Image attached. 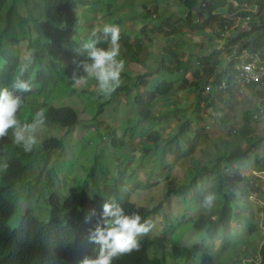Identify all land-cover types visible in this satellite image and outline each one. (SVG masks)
I'll return each instance as SVG.
<instances>
[{
  "label": "rangeland",
  "instance_id": "obj_1",
  "mask_svg": "<svg viewBox=\"0 0 264 264\" xmlns=\"http://www.w3.org/2000/svg\"><path fill=\"white\" fill-rule=\"evenodd\" d=\"M86 1L87 4L78 3L72 11L75 32L66 36L71 46L58 36L61 32L52 23L46 25V30L57 35L59 42L63 46L66 44V50L74 51L88 39L85 36L88 32L99 30L104 24L118 25V58L123 60L118 87L129 86L133 88L132 92L119 90L118 96H113L114 89L110 94H99L94 78L80 86L76 80L56 71L53 68V59L56 58L52 55L44 52L34 59L29 50L30 41L38 51L43 42L34 21L31 34L24 28L19 29V25L11 31L0 32L2 46L9 33L17 34L19 43L15 54L18 63H27L25 71H30L33 78V89L26 96V103L17 114L18 119L30 122L37 109L42 108L46 114L50 105L69 106L78 117L76 123L68 127L45 121L38 129V141L55 136L62 142L60 146L47 149L48 153L41 151L45 149L40 142L33 146L38 150L29 154L27 170L7 193L8 199L14 203L8 226L15 227L26 210L46 220L50 192L64 200L70 193H79L84 187L88 193L85 205L92 204L90 192H94V178L98 179L99 174L95 168L97 160L106 171V179L100 182L97 191L110 193L120 200L121 197L127 198L148 209L156 207V212L146 218L151 227L137 239H153L155 242L149 255L157 257L162 264H198V254H194L191 260L176 261L170 257L171 241L187 247L199 242L207 243L216 264H249L251 259H258L257 249L264 241V117L254 118L253 114L259 107L264 109V85L242 90L227 86L221 92L222 100H216L217 108L213 109L203 98L206 94L190 81L194 79L193 71L199 68L196 57L208 55L214 49L222 50L217 55L219 69L228 68V63L237 55L236 45L226 46L227 37L248 29L249 19H256L258 24L259 1L263 3L260 14L264 18V0H222V5L214 9L216 17L209 19V25L204 23L207 14L201 5L197 6L198 14L185 18L188 9L182 0ZM0 3V30L11 7L16 14H27L22 0H0ZM91 3L92 6L89 5ZM240 11L246 12L244 17ZM14 16L17 15H13V21ZM222 17L231 19L232 24L226 23L223 31L219 32ZM165 18L169 21H164ZM156 25H161L169 36L153 31ZM256 30L262 32L260 28ZM62 33L65 34L64 31ZM259 52L250 54L243 50L239 63L246 61L247 57L250 59V55L252 60L261 58ZM59 53L58 59L64 60V52L61 50ZM178 59L186 63V68L177 67ZM0 64L3 65L4 61L0 60ZM38 70L43 72L40 81L36 78ZM141 77L147 81L145 86L139 81ZM164 79L173 81L169 95L153 100L154 119H142L138 114L142 106L134 101L133 96L155 88ZM134 83L139 86L133 87ZM165 112L167 116L163 117ZM185 119L191 122L186 135H192L195 129H200L205 135L189 154H185V138L179 141L182 149L176 148L174 143L171 146L166 144L177 124ZM245 123L251 131L250 139L240 131ZM153 128L161 132L156 143L146 138ZM10 135L13 143L20 146L14 142L13 130H10ZM237 146L242 148L245 157L240 162L220 158L218 165L228 177L223 186L226 193L216 194L211 208L216 209L225 199L229 201L232 209L229 228L224 233L216 228L210 235L192 224L200 213L207 211L201 207V200L214 185V176H208L201 166L211 167L217 154H228ZM8 153L9 146L0 158V165L6 164L9 156L14 155V152ZM16 154L14 157L20 156ZM4 169L0 167V174ZM195 173L199 175L198 181H194L189 191L168 193L170 188L190 181ZM94 198L97 204L103 199L102 196ZM86 210L84 206L71 211L61 210V222L68 218L84 220Z\"/></svg>",
  "mask_w": 264,
  "mask_h": 264
},
{
  "label": "trees",
  "instance_id": "obj_2",
  "mask_svg": "<svg viewBox=\"0 0 264 264\" xmlns=\"http://www.w3.org/2000/svg\"><path fill=\"white\" fill-rule=\"evenodd\" d=\"M27 7V14L20 15L16 14V10L11 7L7 16H4L3 27L0 32H8L13 29L15 25H19V29L24 28L29 34L33 31L31 30L32 22L34 21L38 31L42 35L43 42L42 48L38 51L32 46V42L29 43V50L31 51L32 57L37 58L40 54L44 52L52 55L56 59H53V68L56 71H60L66 78L70 80H76L77 77L83 75L82 65L88 60L86 50L77 47L76 50L68 51L67 46H71L68 34L74 33L73 24L75 21L72 15L73 9L78 3L87 4L86 0H31L30 2L22 0ZM184 6L188 9V13L185 18H190V15L198 14L196 9L200 6L205 10L207 14L204 23L209 25V19L215 18L213 13L214 9L220 7L223 3L222 0H182ZM30 4L31 7L28 5ZM262 1H259V8L262 7ZM0 3V7H1ZM90 6L93 3L89 4ZM259 12L257 13V19L259 23L257 24L256 19L248 20V29L241 30L235 36H228L226 39V46L236 45V55L228 64V68L219 69V59L217 55L222 52V50H215L208 55L196 57L199 62V68L193 71L194 76L193 81L190 84L196 86L199 91L206 94L205 98L207 100V106L213 109L217 108L216 100L221 99V92L227 87L232 86L236 89L231 81L233 79L234 73L236 72L235 63L240 60V55L243 50L248 51V53H255L260 50L261 58H264V18ZM244 11H240V14L245 16ZM13 15L15 21L12 20ZM157 17L163 20L160 15ZM164 21H169L168 18ZM52 23L55 29L61 33L59 37L64 38L66 44L63 46L57 35H53L48 29L46 30V25ZM195 22V21H194ZM232 24V20L229 18H220L219 26L220 31H223V27ZM195 25L202 26L200 23ZM29 28V30H28ZM262 29L259 32L256 29ZM153 31H160L166 33L161 25H156L152 28ZM174 30V27L171 29ZM65 32L62 33V32ZM85 35L89 38L90 34ZM97 36L101 33L96 30ZM67 36V37H66ZM217 36H221V33H217ZM247 37V38H246ZM35 39V38H34ZM37 43L38 40L35 39ZM19 43L18 36L15 32L9 33L7 41L0 45V60L4 61V64H0V88H7L13 95H20L22 98V104L26 103V94L31 93V87L27 92H23L12 87L13 81L16 78L29 80L32 84V76L30 71H24L20 73L18 68L20 67L18 63V57L15 54L16 46ZM98 47H109V42L107 39L101 40L97 44ZM62 48V49H61ZM64 52V60H59V51ZM249 58L247 57V60ZM178 68H186L183 61L177 60ZM19 65V66H18ZM40 69V67L38 68ZM43 74L42 70H38L36 73V78L38 81L41 80L40 74ZM225 80L226 85L224 87H219L221 82ZM141 85H146L147 81L139 79ZM209 84L210 88L206 92V85ZM137 83H134L135 86ZM173 86L172 80H162L155 88L148 90L146 92H137L133 96L134 101L142 106L139 109V116L142 119H154L153 112V100L156 97H166L169 95ZM126 90L127 93L132 92L131 87L121 86L117 87L114 91L113 96H118L119 90ZM101 103L99 104L100 107ZM19 107V108H20ZM19 110V109H18ZM17 110V112H18ZM167 112V111H166ZM163 113L162 116H167V113ZM45 121L59 123L62 126H71L76 123L78 117L76 112L69 106L61 107H47L45 114ZM247 120V115L244 116ZM177 129L172 134H170L166 140V144L171 146L175 144L176 148L182 149L180 145V139L184 140L183 145L186 147L185 154L192 153L194 149L202 142L205 135H202L200 129H195L192 135H186L185 132L191 128V122L188 119L183 120L180 124H177ZM160 129L153 128L146 136L150 141L157 142L160 138ZM240 131L244 133L248 139L252 138L251 131L247 126V123L240 127ZM251 136V137H250ZM61 144V140L52 136L47 138L43 143V148L46 150L50 147L58 146ZM9 146V153L12 154L16 152L19 148L11 145V141L7 134L0 136V158L4 155L6 148ZM169 150V149H168ZM49 151V150H48ZM169 151H174L170 149ZM168 151V152H169ZM184 155V154H183ZM224 156V157H222ZM44 157V156H43ZM245 157L240 146H237L230 153L224 154L219 153L214 158L215 161L212 162V166L206 167L202 165V171L206 172L208 176H214V185L210 188V192L216 194L226 193L223 191L224 182L227 180V176L224 171L219 167L218 162L220 158L225 161H235L240 162L241 159ZM30 161L25 157H12L7 160L4 172L0 176V264H81V261L86 257H94L98 251V245L90 239V235L98 224L102 225V205L105 202H112L113 199L124 208L126 212L136 211L143 219H146L148 215L156 212V207L148 209L144 206L137 205L127 198H122L121 200L116 197H112L110 193H102V191H97V186L100 182L105 181L106 171L101 167L99 162L96 160L95 168L97 169L98 179L95 180V190L90 192V200L95 202L94 197L102 196V200L97 203H92L85 205L87 202L84 187L79 191V193H70L67 198L60 200L56 193L50 192L48 197L49 202V216L46 220H42L35 216L31 210H26L19 218L18 224L15 227H10L7 224L8 219L14 212V203L11 202L7 193L11 191L13 185L19 177H21L27 170ZM92 175V172L89 176ZM94 177V174H93ZM199 175L196 173L186 183L177 186V188H170L169 192H182L185 190L189 191L191 186H194V181H198ZM101 186V185H99ZM226 196V194H225ZM84 206L86 210V216L84 220H75L68 218L65 222H61V210H74L77 207L80 209ZM90 208L92 209L90 212ZM232 209L229 201L223 200L222 204L216 209H207L204 213H200L197 218L192 222L195 228H200L212 235L216 228L219 229L220 233H224L228 230L230 224ZM253 230V228H251ZM164 239V238H163ZM162 240V239H159ZM171 241V240H170ZM138 247L130 249L127 252L120 253L112 259V264H162L161 261L155 257L149 255V250L154 244V240L151 238L137 239ZM208 244L204 242H199L193 244L192 247H187L185 245H179L175 241H171V252L169 256L174 260L179 261L181 259L191 260L194 254H198V264H216L215 259H213L211 253L208 251ZM258 259H251L249 264H264V241L259 245L257 249Z\"/></svg>",
  "mask_w": 264,
  "mask_h": 264
},
{
  "label": "clouds",
  "instance_id": "obj_3",
  "mask_svg": "<svg viewBox=\"0 0 264 264\" xmlns=\"http://www.w3.org/2000/svg\"><path fill=\"white\" fill-rule=\"evenodd\" d=\"M155 16L153 15V17ZM99 31L101 35L97 36L96 30H93L81 46L86 50L88 60L83 63L84 74L76 78V83L84 86L89 78H94L98 93L107 95L116 89L121 82L120 73L123 68V60L118 58L120 29L116 24H104ZM104 39L108 40L110 46L98 47V42ZM27 66V63H22L19 68L20 73H23ZM31 80L32 84L29 80L16 78L12 87L27 92L33 87V79ZM207 85L209 84L207 83ZM233 86L236 88L235 85ZM21 104L20 95H13L7 88H0V136L5 135L7 131L11 145L19 148L18 152L9 156V159L17 156L16 153H19L21 157L29 158L32 151L38 150L33 146L39 142L43 146L47 139L38 141L37 137V131L44 125L46 119L44 110L42 108L37 109L30 122H21L17 117L22 108V106L20 107ZM10 130H13L14 142L20 146L13 143ZM56 138L59 139V137ZM60 140L62 142L61 138ZM41 151L49 152L46 149ZM6 166V164L0 165V167ZM21 177L18 179L20 180ZM214 201L215 193L205 192L201 200V207L211 209ZM101 215L103 217L102 225L98 224L90 235V239L99 246L98 251L94 257L84 258L81 264H112V259L118 254L138 247L137 236L147 232L151 227L149 220L143 219L136 211L126 212L115 200L110 203L105 202L102 205Z\"/></svg>",
  "mask_w": 264,
  "mask_h": 264
},
{
  "label": "built area",
  "instance_id": "obj_4",
  "mask_svg": "<svg viewBox=\"0 0 264 264\" xmlns=\"http://www.w3.org/2000/svg\"><path fill=\"white\" fill-rule=\"evenodd\" d=\"M250 59L244 62H236L232 84L236 86L238 90H242L246 87L262 86L264 85V58ZM226 85L225 80L221 82L219 87ZM210 86L207 85L206 89L209 90ZM254 118L264 117V109L259 107L253 114Z\"/></svg>",
  "mask_w": 264,
  "mask_h": 264
}]
</instances>
